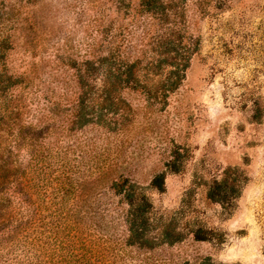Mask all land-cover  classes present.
<instances>
[{"label": "rangeland", "instance_id": "obj_1", "mask_svg": "<svg viewBox=\"0 0 264 264\" xmlns=\"http://www.w3.org/2000/svg\"><path fill=\"white\" fill-rule=\"evenodd\" d=\"M138 3L0 0L1 70L25 79L11 88L23 107L34 113L42 89L71 101L72 71L101 42L153 56L164 24ZM176 12L183 44L199 46L166 105L145 110L140 93L125 91L136 108L129 133L87 126L63 141L95 140L97 167L112 150L108 173L82 167L63 203L70 251L86 264H264V0H176ZM158 174L162 190L151 185ZM120 177L147 203L131 238L128 206L110 188ZM224 178L236 184L225 205L208 198Z\"/></svg>", "mask_w": 264, "mask_h": 264}, {"label": "trees", "instance_id": "obj_2", "mask_svg": "<svg viewBox=\"0 0 264 264\" xmlns=\"http://www.w3.org/2000/svg\"><path fill=\"white\" fill-rule=\"evenodd\" d=\"M138 1V8L159 16L164 24L153 56L145 59L124 53L122 45L101 42L99 50L90 49L89 57L72 71L74 96L65 104L54 89H42L32 93L41 99L35 112L25 109L20 95L11 90L17 84L25 85V79L1 70L6 47L0 43V264H86L70 251L63 203L84 182L79 181L82 167L98 170L100 177L108 173L111 164L105 162L112 150L106 149L104 163L97 167L96 155L87 151L95 140L66 145L63 141L87 126L103 131L108 138H122L130 132L136 115L125 91L140 93L145 110L162 109L182 83L199 44H183L176 0ZM120 148L115 147L116 154ZM84 156L92 164L85 163ZM227 180L214 181L208 198L228 204L236 184L231 186ZM151 185L162 190L164 175H156ZM110 188L128 206L131 238L136 229L131 222L142 215L147 203L144 197L136 198L133 183L125 177L112 180ZM45 211L50 213L44 215Z\"/></svg>", "mask_w": 264, "mask_h": 264}]
</instances>
